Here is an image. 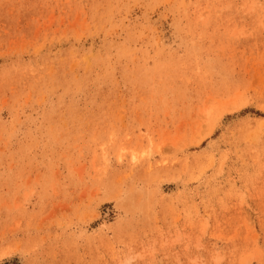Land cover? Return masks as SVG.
<instances>
[{
  "label": "rangeland",
  "instance_id": "rangeland-1",
  "mask_svg": "<svg viewBox=\"0 0 264 264\" xmlns=\"http://www.w3.org/2000/svg\"><path fill=\"white\" fill-rule=\"evenodd\" d=\"M0 264H264V0H0Z\"/></svg>",
  "mask_w": 264,
  "mask_h": 264
}]
</instances>
